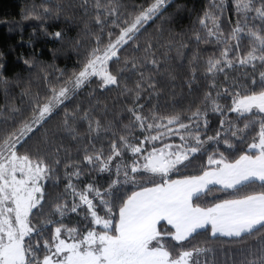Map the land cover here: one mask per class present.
<instances>
[{
  "label": "snow or ice",
  "instance_id": "1",
  "mask_svg": "<svg viewBox=\"0 0 264 264\" xmlns=\"http://www.w3.org/2000/svg\"><path fill=\"white\" fill-rule=\"evenodd\" d=\"M120 7L42 0V11L27 10L37 20L64 17L66 28L41 27L59 45L53 61L77 57L70 74L32 53L17 56L21 67L10 76V53L0 51L5 99L16 86L28 105L0 108L8 112L0 120V264H209L218 239L240 245L233 264H264V0H210L190 40H169L181 67L191 52V98L163 110L159 76L172 57L157 56L151 40L143 59L121 53L138 51L140 34L172 2ZM194 10L177 4L174 16ZM84 17L82 56V40L68 31ZM201 43L217 51L202 58ZM34 71L42 94L31 90ZM93 81L123 97L111 120L107 105L102 113L69 107ZM54 119V130L46 127Z\"/></svg>",
  "mask_w": 264,
  "mask_h": 264
},
{
  "label": "trees",
  "instance_id": "2",
  "mask_svg": "<svg viewBox=\"0 0 264 264\" xmlns=\"http://www.w3.org/2000/svg\"><path fill=\"white\" fill-rule=\"evenodd\" d=\"M65 4L69 0H63ZM151 0H119L120 11L122 13L132 12L139 6H146L147 3ZM172 7L164 13L159 19H154L147 26V30L142 32L138 38V43L140 48L138 51L133 50V47L126 49L121 53V59L125 57H139L143 59L145 57L144 48L151 40L154 45V51L157 56H163L167 53L171 59H168L164 63V67L161 69L159 79L163 85V94L160 97V104L162 106L167 104L169 107L172 106L173 101H183V105L187 104L189 96L188 91V59L191 57V52H189L188 57L183 61V66H180V59L176 56L175 48L171 52H168L166 47L169 40L175 38L176 41L184 40L188 41L192 38V25L193 20L207 5L210 3V0H171ZM42 0H0V51L10 53L7 57L8 59V75H12L19 71L21 65L17 62V56L24 55L28 56L32 53H36L38 59L44 64H55L57 68L64 69L66 73H71L77 63V57L75 54H70V58L66 59L65 55L62 53L59 59L53 61L50 49L57 48L59 45L54 43L52 38L44 33L41 25L43 24L47 28V32H55L61 28H66L64 23V17L61 16L59 20L49 18L46 20H37L34 17H29L27 15V10L36 6L38 11H42L40 5ZM51 3L54 4L55 0H51ZM177 4L186 5L188 9H195L189 15L188 11L182 13V19L180 17L174 16ZM88 17H84L77 22L78 26L70 27L68 34L72 37H78L82 40L83 45L80 49L81 55L85 54L86 49L88 48L89 37L84 33L83 27L84 22L88 20ZM109 27H111V22L109 21ZM96 28H93V31H96ZM107 33L105 32V38ZM195 49V45H191ZM199 48L202 49L201 56L202 58H207L214 51H217L215 44H203L199 45ZM150 56V54H149ZM119 67V65H116ZM38 71V70H37ZM52 71V69H49ZM171 73V76H169ZM66 78V77H65ZM54 79V77H53ZM220 80H223V77H220ZM200 81L194 83V87L200 85ZM123 84V81H122ZM31 90L33 94L40 92L41 94L44 91V86L39 78L33 75V83L31 84ZM95 90V93L93 94ZM20 88L13 86L9 90L8 99H5V94L3 89H0V108L4 107L6 104H15L17 107L23 109L26 108L27 98L24 102L21 103L19 96ZM155 103V101H153ZM97 107V113H102V110L105 105L109 108V114L107 119L111 120L113 118V113H121L123 107L125 106L123 97L119 96V90L113 88L108 92H101L96 82L93 81L91 84L86 86L80 93L77 95L69 105L70 108H75L78 105H83L87 108L89 105ZM181 105H176L179 108ZM150 107V105H149ZM63 114V109H61V115ZM8 116V112H4L0 115V120L5 119ZM218 117L210 116V120L214 124L218 123ZM126 122V121H125ZM56 119L49 122V125H46L48 128L54 130V125ZM86 128L85 125L82 126L81 131H84ZM60 142V137H57V143ZM65 147H71L75 151V145H69L65 142ZM97 147H100L97 144ZM62 174V173H61ZM86 182V181H85ZM60 188H63V183H61ZM78 217L73 216L72 220L75 222ZM198 239L203 240L204 237L201 236ZM215 251L208 254L209 264H212V261H215L216 264H233V261H239L240 256L235 252V249L240 247L237 244H229L224 240H215L211 242ZM204 257H201L203 264Z\"/></svg>",
  "mask_w": 264,
  "mask_h": 264
}]
</instances>
